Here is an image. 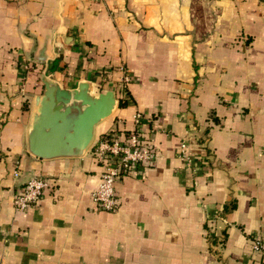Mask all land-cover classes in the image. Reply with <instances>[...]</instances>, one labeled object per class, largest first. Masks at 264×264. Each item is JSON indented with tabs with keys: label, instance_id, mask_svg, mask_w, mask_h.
<instances>
[{
	"label": "crops",
	"instance_id": "crops-1",
	"mask_svg": "<svg viewBox=\"0 0 264 264\" xmlns=\"http://www.w3.org/2000/svg\"><path fill=\"white\" fill-rule=\"evenodd\" d=\"M41 59L62 88L114 92L94 138L142 114L155 157L114 182V211L88 149L27 150ZM32 176L49 186L16 211ZM0 264H264V0H0Z\"/></svg>",
	"mask_w": 264,
	"mask_h": 264
},
{
	"label": "water",
	"instance_id": "water-1",
	"mask_svg": "<svg viewBox=\"0 0 264 264\" xmlns=\"http://www.w3.org/2000/svg\"><path fill=\"white\" fill-rule=\"evenodd\" d=\"M60 54V50H55ZM42 90L33 98L26 126L27 150L40 159L79 157L94 138V127L110 117L118 104L112 90L92 92L88 81L62 88L44 60Z\"/></svg>",
	"mask_w": 264,
	"mask_h": 264
},
{
	"label": "built area",
	"instance_id": "built-area-1",
	"mask_svg": "<svg viewBox=\"0 0 264 264\" xmlns=\"http://www.w3.org/2000/svg\"><path fill=\"white\" fill-rule=\"evenodd\" d=\"M26 69V66L22 67ZM122 69V68H121ZM119 93L123 95L125 84L129 81L127 73L122 69ZM142 114L135 111L132 115L135 127L121 135L118 130H111L94 138L88 150L94 161L99 165L100 172L97 183L90 193V198L96 209L114 211L117 200L114 193V182L121 176L134 171L138 166L153 160L152 148L147 144L144 135L137 125ZM186 143L180 142L177 152L178 158L184 166L190 167V158L185 153ZM13 177L19 174L18 163L14 162L11 172ZM49 186V181L42 176L29 177L12 194V206L16 211L34 205L42 196V192ZM252 249L258 251L261 245L257 240L252 243Z\"/></svg>",
	"mask_w": 264,
	"mask_h": 264
}]
</instances>
